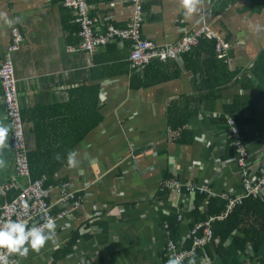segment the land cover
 <instances>
[{
	"label": "crops",
	"instance_id": "crops-1",
	"mask_svg": "<svg viewBox=\"0 0 264 264\" xmlns=\"http://www.w3.org/2000/svg\"><path fill=\"white\" fill-rule=\"evenodd\" d=\"M63 2L0 0V65L12 29L24 37L13 62L28 153L48 161L58 147L53 142L77 136L70 152L78 166L65 165L54 179L69 182L83 198L71 217L56 224L55 242L19 257V264H164L170 240L191 249L192 230L210 201L170 192L167 180L208 184L216 198L244 195L228 117L247 146V172L258 177L264 170V77L253 72L264 53V0H191L196 11L190 14L186 0H146L145 39L175 44L206 23L231 49L214 64L200 44L138 73L130 68V42L115 40L93 54L80 49L79 27ZM90 4L98 33L105 22L125 27L133 14L130 0ZM93 92L102 115L95 128L86 107ZM0 124L10 128L0 144V189L12 181L25 185L15 169L1 80ZM16 194L0 191V211ZM58 199L54 190L51 201ZM179 264H264V247L241 231L223 244L215 234Z\"/></svg>",
	"mask_w": 264,
	"mask_h": 264
},
{
	"label": "built area",
	"instance_id": "built-area-1",
	"mask_svg": "<svg viewBox=\"0 0 264 264\" xmlns=\"http://www.w3.org/2000/svg\"><path fill=\"white\" fill-rule=\"evenodd\" d=\"M133 14L125 27H117L110 22L102 24L103 32L96 31V24L99 19L91 14L90 0H64L63 5L74 14V20L79 27L81 38L80 49L93 54L101 47H105L112 41L132 43V50L129 56V63L132 72H141L154 63H165L191 53L197 48L203 38L215 41V53L218 59H226L231 49V44L220 34L211 30L206 23L193 33H183L181 39L175 44L160 45L156 42L145 39L142 36L143 11L146 0H130ZM23 34L18 27L12 29L11 43L0 65V80L4 91L7 117L11 127V146L14 153L15 169L19 177L27 179L25 185L12 181L1 186V194L6 196L9 190L16 191L17 195L5 203L0 211V226L8 220L22 219L28 225L44 224L49 218L55 223L66 221L72 214L82 206L83 198L77 195L67 181L59 185H47L45 178L31 179L28 148L25 141L24 122L19 105V94L17 78L13 62V55L18 52L23 42ZM228 133L232 139L236 151L239 167L244 177V195L232 198L227 194L221 198L227 201L226 210L220 215L210 216L207 220L198 222L193 228L191 239L192 247L189 250L179 249L170 240L166 247V261L178 258L179 263L186 261L195 251L212 242L215 233L212 224L215 221L225 220L236 207L243 203L246 198L264 197V170L258 177H252L247 172L248 149L244 138L234 117H228ZM168 191L181 195L183 192L189 194L204 195L207 201L216 198L208 184H182L178 179L167 180L163 185ZM54 190L59 193L56 202L51 201V194ZM58 205V209L55 210ZM181 218V217H180ZM65 229V227H62ZM7 255L8 264H19L17 254H7L0 250V256Z\"/></svg>",
	"mask_w": 264,
	"mask_h": 264
},
{
	"label": "trees",
	"instance_id": "trees-1",
	"mask_svg": "<svg viewBox=\"0 0 264 264\" xmlns=\"http://www.w3.org/2000/svg\"><path fill=\"white\" fill-rule=\"evenodd\" d=\"M117 42V41H115ZM202 47H205L206 53L208 54L209 61L211 63H218L215 53V41L209 38H203L201 40ZM208 62V61H207ZM210 69V66H209ZM195 71V70H194ZM197 72V71H196ZM254 74L262 81L264 77V53L258 59L255 68L253 70ZM132 76L135 73H131ZM209 77L210 72L208 70ZM96 86H93V91L96 90ZM98 98L95 97L93 92L92 101L90 104H86V107H90L92 115V127L98 126L102 119V115L97 107ZM81 106L80 109H84ZM90 129H87L89 131ZM83 136V135H82ZM84 137V136H83ZM78 137L71 136L61 139V141H55L53 143L57 144L58 147L50 152L51 157L48 161L42 159L41 153H28L31 179L36 180L45 177L47 185H59L60 182L55 181L56 173L65 165H67V154L72 150L73 144L76 143ZM74 143H73V142ZM41 145H38V151H41ZM51 150V149H47ZM17 195V194H16ZM15 195V196H16ZM13 196V198L15 197ZM204 199V196H200ZM12 198V197H11ZM10 198V200H12ZM226 208V201L221 198L210 199L206 212L200 217V220H207L210 216L220 215ZM213 229L216 236L220 239L221 244H223L228 237L234 231H241L246 236H248L252 241H254L258 246L264 247V197L263 198H246L243 203L236 207L234 211L223 221H216L213 223Z\"/></svg>",
	"mask_w": 264,
	"mask_h": 264
},
{
	"label": "clouds",
	"instance_id": "clouds-1",
	"mask_svg": "<svg viewBox=\"0 0 264 264\" xmlns=\"http://www.w3.org/2000/svg\"><path fill=\"white\" fill-rule=\"evenodd\" d=\"M185 7L186 14L196 11V5L191 0H186ZM9 131V126L0 124V144L7 141ZM67 163L71 167L78 166L79 161L73 152L67 154ZM56 227L53 218L44 224L31 226L22 219L8 220L0 226V250L20 257H26L30 251L39 252L49 242H55ZM0 264H8L7 255L0 256ZM168 264H179L178 258L169 259Z\"/></svg>",
	"mask_w": 264,
	"mask_h": 264
}]
</instances>
